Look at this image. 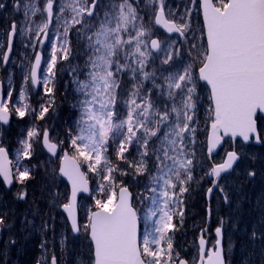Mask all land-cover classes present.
<instances>
[{
	"label": "snow or ice",
	"instance_id": "snow-or-ice-1",
	"mask_svg": "<svg viewBox=\"0 0 264 264\" xmlns=\"http://www.w3.org/2000/svg\"><path fill=\"white\" fill-rule=\"evenodd\" d=\"M157 2L159 8L155 12L154 25L164 27L168 33L175 32L184 37L189 24L168 19L164 0ZM200 6L203 9V29L207 44L206 47L191 44L187 51V63L183 62L182 49H173L171 46L166 49L163 47L164 42L159 39H151L149 47L145 37L152 33L153 26L146 27L143 23L137 25V21H142L143 17L139 16L130 0H119V3L113 0L110 6H106L109 10L104 12L102 18L98 17L96 11L101 7L99 0H91L90 3L89 0H70L60 8L61 13L69 8L72 16L70 21H64L65 39L61 41L60 47L57 48L55 42L52 44L48 76L43 80L45 93L49 96L53 93V88L48 85L55 77L54 69L58 59L67 60L71 52L66 39L70 29L81 25L85 14L89 19H99L98 24H85L83 29L78 30L80 38L87 40L86 47L91 53L86 61L89 72L85 80L77 81V91L83 94L84 99L79 101L81 112L76 121V132L73 134L70 129L68 133L74 154L69 155L65 151L59 166L60 174L67 177L71 184V195L62 207L68 214L73 233L81 231L76 216L77 193L89 192L87 174L81 170V165L86 164L89 172L102 177L99 191L107 199H95L96 210L89 209L87 223L83 225L94 246L93 264H188V261L179 258L178 253L173 258L170 233L176 227L173 223L174 216L178 213L183 219L182 197L188 192V184L194 178L195 153L188 150L187 139L191 133L192 142L195 143L196 129L191 122L196 110L194 96L198 81H205L210 86L213 105L210 110L211 132L207 139L209 157L221 144L224 136L230 135L233 139L239 136L244 142L250 141L253 136L257 142L261 140L257 131L256 114L258 111L264 113V0H217V3L202 0ZM2 8L4 5L0 4V9ZM29 10L33 15L41 11L34 3L26 4V19ZM43 11L47 13V20L38 26L37 35H47L48 25L53 17V0H46ZM186 11L191 12V9ZM59 19L58 16V22ZM113 23L115 26H112ZM129 26L135 31L134 36L128 34ZM93 28L95 31H92ZM16 29L17 25L13 23L12 30L8 33L9 48ZM86 32L90 34L85 36ZM123 34H128L127 39ZM154 52H163L161 65L168 66L162 69L163 83H156V70H145ZM7 59L8 55L5 53L4 60ZM40 62L41 56L37 53L30 75L24 77L25 81L30 79L33 85L38 83L37 69ZM175 64L183 66L174 71L169 70ZM163 72H167V75H163ZM120 73H130L133 80L127 99L124 100L126 115L123 117L117 111L118 90L121 88L117 75ZM145 80H151L153 87L142 95ZM154 90L173 101L180 95V106L173 103L168 108L165 104L161 111L152 99ZM8 96H12L11 91ZM25 98V92L21 89L20 100ZM51 106V100L41 105L37 119H44ZM28 109V104L14 107L20 118L28 114ZM9 112L8 102L0 100V121L7 123ZM173 113L175 123L171 119ZM38 135L35 128L28 130L27 138L20 141L17 161L32 156L31 141ZM154 138L155 146L150 152L149 146ZM116 141H119L115 152L118 163L113 164L107 153L110 142ZM133 144L142 149L138 152L139 160L127 159L126 153ZM43 145L48 152L57 155L59 144L50 139L47 129L43 131ZM150 155L155 157L157 171L150 177L153 186L149 191L152 195L143 196L142 202L150 199L152 207L146 215L148 218H158L155 219L151 232H145L141 245L137 235L138 210L132 205V194L128 186L118 182L115 174H129L127 170L121 171L120 161L133 169L135 175L146 174L149 170L146 158ZM239 159L240 152L233 148L227 151L221 163H213L205 175L219 178L222 173L231 170ZM248 175L254 176L255 173L249 171ZM0 178L5 185H11L14 180L23 185L32 178V173L19 163L16 164L14 173L7 150L0 146ZM213 186H217L216 179L213 180ZM214 187L207 189L208 194L213 193ZM223 191L221 188V192ZM25 195L24 191L17 194L19 199H24ZM224 200L228 202L227 194ZM223 225L224 220L221 219L220 226L215 229L217 239L212 249H206V241L201 235L199 264H225L222 250ZM4 226H7L6 214H0V227ZM261 226L264 227V221ZM250 238H258L255 228ZM260 238H264V232L260 233ZM60 243L63 247L64 240L61 239ZM164 243L166 248L163 247ZM37 264H41V261H37ZM51 264H57L55 256L52 257Z\"/></svg>",
	"mask_w": 264,
	"mask_h": 264
},
{
	"label": "rangeland",
	"instance_id": "rangeland-1",
	"mask_svg": "<svg viewBox=\"0 0 264 264\" xmlns=\"http://www.w3.org/2000/svg\"><path fill=\"white\" fill-rule=\"evenodd\" d=\"M138 0H130L132 4H136ZM54 2V21L51 27L48 28V35L46 36V40L43 43H40L42 33L37 35L39 32V25L43 23L47 18V13L43 11L44 6L46 4V0H0V4L4 5V8L0 9V14L4 16H8L17 22V29L15 35V43L13 47V51L11 53V57L8 60V63L3 68L1 66V60L3 57V51L5 48L6 42V34L9 31V25L6 24L5 27L0 30V81L5 84L6 91L3 96V100L7 101L10 105V111L13 113V116L20 118L16 115L14 111L15 106H19L22 104H26V101L20 100V92L21 89L24 90L25 94H29L30 91H34L31 87L30 80L25 81V75H29V69L31 65V60L36 50H40L43 54V64L40 70L39 75V95H35L32 98V102L29 106V113H34L36 115V109H38V100L39 96H43V92L45 90V85L43 84V80L47 73L48 61L51 59V49L52 44L55 42L57 48L60 47L61 41L65 39L63 37V25L65 20H71V10L66 8L63 13L60 12L61 6L66 3H69L70 0H53ZM91 0H89V3ZM113 0H99L101 7L97 8L98 17H103L105 11L109 10ZM116 3H119V0H115ZM142 3L148 4V6L154 7V10L151 15V19L153 20L154 14L159 8V3L157 0H141ZM195 2L196 6H193ZM34 3L37 8L41 9V11L37 12L35 15L29 10L25 12V5ZM165 6V14L166 17L170 20L175 21L176 23H188L189 30L186 32L184 37L181 36H166L159 32L152 23L153 31L149 36L145 37L146 41H150L152 37H157L163 43L164 48H168L171 46L173 49L179 48L184 52L183 62L187 63V51L191 44L195 43L198 46L201 45V34L199 31V27L197 25L196 14L198 12V4L197 0H164ZM186 9H191V12L186 11ZM197 11V12H196ZM139 14V13H138ZM199 15V13H198ZM59 16V22L57 17ZM98 17H93L89 19L86 14L84 16L83 23L81 25H76L74 28L70 29L66 39L69 41L70 48L72 47V52H70L69 58L67 60H59L58 59V69H59V79H67L69 80V86L75 89L76 94H78L79 98L76 102V115L74 119V127L72 129V133L76 132V121L80 116V105L79 101L84 99V96L81 92L77 91V81H83L86 79L87 74L89 72V68L86 65V61L88 59V55H90V51L86 47L87 40L81 39L78 34V30L83 29L85 24H98ZM53 19V17H52ZM200 20V19H199ZM140 24V21H137V25ZM112 26H115L114 23ZM147 27V26H146ZM95 31V28L92 29ZM58 34H60L58 36ZM90 33H85L87 36ZM131 35H135V31L129 26V33ZM128 34H123L124 38L127 39ZM74 39V42H73ZM175 41V43H173ZM26 44V48L24 45ZM74 47V48H73ZM205 47V46H204ZM74 49L76 50V54H74ZM72 54V56H71ZM164 58V53H153V57L150 59V62L146 67L149 68V72L156 70V83H163L161 78L162 69L167 68L166 65H161V60ZM180 59V58H178ZM121 62H123V58L121 57ZM78 66V69L76 67ZM182 64H175L172 69L176 70V68H182ZM198 69V67H197ZM77 72V75H76ZM163 75H167V72H163ZM139 79L140 77L137 76ZM117 79L121 81V88L119 91V101L117 106V111L120 116L123 117L126 115V108L124 105V100L127 99L128 91L131 88L133 80L131 79L130 73H125V76H122L121 73L117 75ZM53 82V79H52ZM52 82L48 85L49 87L52 85ZM145 87L142 90V95L148 92V89L152 88V81L145 80ZM9 91L12 92V96L9 97ZM152 99L161 111L164 110V105L167 104L168 108L173 106L175 103L178 107L181 104V96L177 95L175 100H169L166 96L160 95L158 90H154L152 93ZM194 100L196 102V110L193 113V121L191 122L192 127L196 129L195 131V141H197L199 134L201 133L198 130L197 124L198 122L203 123L205 126L211 121L210 117V100L207 89L204 85L197 83V93L194 96ZM44 101L43 97L40 98V102ZM25 116V121L28 120V115ZM154 119H158V117H154ZM172 122L175 123V114H171ZM163 133L161 132L160 135ZM261 138L264 140V131L261 132ZM50 139L54 141V139L50 136ZM69 136L67 141L69 144L70 155L74 154V149L70 146ZM18 140L16 146H13L10 150V161H12V170L16 171V164L22 163V159L17 161L18 152L21 149L20 141ZM61 145L60 142L54 141ZM192 142V134H189L187 139V143ZM119 141L116 143L109 144L108 150V158L114 160L116 163V148ZM188 145V144H187ZM155 146V138L153 143L149 146V151L151 152L152 148ZM240 143L230 140L225 141L223 149L220 153L215 156L213 159L214 162H220L222 155L226 150H233L235 148L240 152V162L235 167V169L225 177L220 184L215 187L214 196L217 193L219 196L221 194H227L229 200L227 202L228 209L225 210V215L220 213V210L223 208H219V214L217 219V226L220 224V220H224L223 232H224V253L226 257L230 261L231 264H264V238H260V233L264 232V227L261 226L262 221H264V148L257 149L255 146H243ZM61 149V148H59ZM142 151L139 149L137 145L133 144L129 148V152L126 153L128 160H139L140 157L138 152ZM36 159L40 163L37 174H34L32 179L34 182L32 183H24L21 185L20 183L14 185V187L5 193L0 188V214L2 213L1 207L7 206V208H14L11 210L13 212L16 207L28 208L32 207L31 204L36 203L38 200L41 201L39 205V209L43 212L51 213V216L47 218V222L52 226H56L61 223L59 215L56 214V211H59V207L66 203L67 199V189L60 179L57 172L58 165V156L54 158L48 157L44 152L36 153ZM148 160V172L144 175L137 176L134 173L133 169H129L128 165L123 161L119 162V167L121 171L127 170L128 175L121 176L119 172L115 175L118 177V182H122L127 185L129 189L138 186V190H136V196L134 198L135 203L140 207V216L142 222L141 231H140V243H143V236L145 232H151L154 221L158 217H147V212L150 207H152L151 200H143V196H151L152 193L149 189L153 186L150 182V177L156 174V166H155V157L150 155L146 158ZM84 168H87L86 164H82ZM151 166V167H150ZM88 169V168H87ZM252 171L255 173L254 176H249L248 172ZM93 181L95 182V186H99L102 182L99 177H94ZM251 183V188L253 189V196H247L246 194L249 192L248 184ZM1 185V184H0ZM217 188V189H216ZM221 188L224 189L221 192ZM21 191L26 193L25 198L22 201L18 198L17 194ZM99 191V189H98ZM101 194V192L99 191ZM93 196V195H92ZM96 198V196H93ZM2 199L4 202L2 203ZM221 199V198H220ZM19 202L23 203L20 205ZM91 201L90 199H81L79 201V208L82 207L84 212L87 211V216H84L83 219H79L82 221L81 223L86 224L85 218L88 217L89 209L94 210L95 208H90ZM133 207L134 202L132 201ZM136 208V207H135ZM80 211V209H79ZM229 214V215H228ZM22 218V216L20 217ZM38 221V217L35 213L30 215L29 223L36 224ZM216 226V227H217ZM62 233L61 238L58 237V233L53 230V228L49 227L51 233L53 230L54 235L59 238V242L61 239L64 240V243H67L70 246L69 251H65L60 255L57 260V264H65L70 258L78 260L80 262H84L85 264H92V250L91 246L86 237L83 235L77 236L75 238L71 237V234L66 233L65 224L61 223ZM256 229L258 238L253 240L250 238L253 229ZM87 235V233L85 232ZM11 236L9 227L7 228L5 239H9ZM10 241V240H9ZM214 237L209 241L208 248L213 246ZM7 243L4 246V249H7ZM60 247L61 243H60ZM11 251L8 250L7 253ZM8 261V264H17L15 259L7 256L3 257L1 261L5 263Z\"/></svg>",
	"mask_w": 264,
	"mask_h": 264
},
{
	"label": "trees",
	"instance_id": "trees-1",
	"mask_svg": "<svg viewBox=\"0 0 264 264\" xmlns=\"http://www.w3.org/2000/svg\"><path fill=\"white\" fill-rule=\"evenodd\" d=\"M135 1V0H134ZM214 3H217V0H213ZM137 12L139 13L140 17H143V20L140 23H143L145 26L152 25L151 15L154 10V7L148 6L145 2L142 3L141 0H138L136 4H133ZM195 7V2L193 3ZM197 12V11H196ZM197 25L199 27V31L201 34V45L204 46V40L202 35V28L199 20L198 12L196 14ZM74 42V39H73ZM74 48V47H73ZM72 52V47H71ZM76 54V50L74 49V54ZM72 56V54H71ZM58 62L54 69L55 77L52 78L53 82L50 87L53 88V93L49 96L45 93L43 96H39L38 100V109H36V115L34 113H29L28 110V120H24L23 118H17L12 116V122L7 127L0 128V145L6 147L8 153L10 154V150L13 146H16V143L20 139L27 138V132L31 128H35L39 133L38 137H34L32 139V156L30 158L22 159L23 167L29 168L30 172L32 173V177L34 174H37L40 163L36 159V153L38 152L43 153L40 147V137L43 130L47 129L50 132V136L54 139V141H63L61 143L60 148L66 149L69 153L71 152L69 149L68 144V137H69V130L73 129L74 127V119L76 115V102L79 98L78 94H76L75 89L70 87L69 80L67 79H59V69ZM78 69V66L76 67ZM146 71L149 70L148 67L145 69ZM77 75V72H76ZM122 76H125V73H121ZM6 90V88H5ZM35 95H39V90L37 91H30L29 94H25V101L26 104L30 106L32 102V98ZM44 99V101L40 102V98ZM49 100L52 101V106L49 108V112L46 113L44 119H37L39 114V110L41 105L46 104ZM257 124H258V131L261 136V132L264 131V121L262 118L257 117ZM198 130L201 132L198 136L197 141L195 143L188 142V150L190 152L195 153V165L193 167V180L188 184V192L184 194L182 197L183 203V219L181 220L179 214L177 213L174 216L173 223L175 224V229L170 233V238L173 243V258L175 259L176 254H179V258L183 257L186 258L189 264H194L197 257V246L196 240L199 235V231L206 226L207 229L203 234V237L206 239V242L209 243L210 240L213 239V229L217 226V219L214 217L213 212L210 215V219L208 223H206V215H205V207L206 203L204 200L205 188L207 186V181L205 179L206 170L209 167L208 161L205 157V149H204V139L206 135L207 125L205 126L203 123L198 122L197 124ZM227 141V140H226ZM257 149L264 148V140L262 139V144L259 147H255ZM109 153V150H108ZM113 164H116L114 160H112ZM82 170L87 174V178L89 184L91 186V196L89 197L91 204L90 208H95V199H107V196L104 193H99L98 189L99 186H95V182L93 181L94 177H99L100 180L102 179L101 176H97L94 173L88 171L87 168H84L82 165ZM151 167V166H150ZM23 170V168H21ZM15 173V171H14ZM118 180V177H117ZM34 182V179H30L25 183L29 184ZM18 181L14 180V185L18 184ZM14 187V186H13ZM1 190L5 193L3 187L0 185ZM132 193V198L134 202V206L138 210V218L140 226L142 222L140 216V207L135 203L134 198L136 196V190H138V186L136 189L131 187L129 189ZM178 191V189H176ZM96 198H93V196ZM88 199V198H85ZM4 199H2V203ZM41 201H37L36 203L31 204L32 207H28L27 209L16 207L13 212H11L14 208H7V206H2L1 210L3 214H6L7 226L1 227L2 233L0 236V264H8V259L5 263L1 261L3 257L9 256L15 259L17 264H37V261H41V264H49V260L52 256L58 258L62 253L65 251L70 250V246L67 243H64L63 247H60L59 238H61L62 227L61 223L65 224L66 226V233L70 234L66 221L60 211H56V214L59 215L61 220L60 224L52 227L48 222L47 218L51 216V213L43 212L39 209ZM20 205L23 203L19 202ZM134 207V208H135ZM222 210L225 211L226 206L221 207ZM79 217L80 219L84 220L83 217L87 216L84 212L83 208H79ZM212 209V206H211ZM213 211V209L211 210ZM33 213L36 214L38 217V221L36 224L29 223V217ZM229 215V214H228ZM22 216V218H20ZM87 221V218H85ZM79 225L81 226L80 235L86 237L85 231L83 229L84 223L79 221ZM47 225V227H45ZM10 229L11 236L9 239H5L7 228ZM49 227L53 228L54 231L58 233V237L54 235L53 230L52 233ZM79 235V236H80ZM72 238H75L71 236ZM10 240V241H9ZM15 241V243H11V241ZM7 243V249H4V246ZM207 243V246L209 244ZM43 245V247L41 246ZM142 245V244H141ZM163 247H167L166 243L163 244ZM11 251L7 253L8 250ZM225 261L226 264H231L225 254ZM65 264H85L84 262H80L75 259H69Z\"/></svg>",
	"mask_w": 264,
	"mask_h": 264
},
{
	"label": "water",
	"instance_id": "water-1",
	"mask_svg": "<svg viewBox=\"0 0 264 264\" xmlns=\"http://www.w3.org/2000/svg\"><path fill=\"white\" fill-rule=\"evenodd\" d=\"M197 3H198V10H199L200 21H201V25H202V31H203V37H204V43H205V47H206V44H207V38H206V33L204 32V29H203V9H202V7L200 6L201 3H202V0H197ZM154 17H155V15H154ZM153 22H154V19H153ZM155 27H157L159 30H161L163 33H165V34H167V35H173V34H178V35H179V33H175V32H173V33H168L167 30H166L164 27H162V26H157V25H155ZM11 30H12V29H11ZM11 30H10V31H11ZM10 31H9V32H10ZM13 35H14V33H13ZM45 36H46V35L43 33L41 41H44ZM152 39H153V38H152ZM155 39H156V38H155ZM12 41H13V37H12ZM11 47H12V43H11ZM11 47L9 48V43H8V38H7V44H6L5 53H7L8 58H9L10 53H11ZM149 47H150V42H149ZM5 53H4V54H5ZM37 53H39L40 56H41L40 66H39L38 69H37V75H38V78H39V71H40V68H41V65H42V55H41V53H40L39 51H37L36 54H37ZM154 53H155V52H154ZM35 57H36V55H35ZM35 57H34V59H33V61H32V64L35 63ZM7 60H8V59H7ZM6 62H7V61H5V60L3 59V64L6 63ZM32 64H31V66H32ZM30 70H31V68H30ZM197 73H198V69H197ZM29 75H30V72H29ZM30 81H31V80H30ZM199 83L204 84V85L206 86V88H207V90H208V93H209L210 104H211V107H213V105H212V101H211V98H210V86L207 85V83H206L205 81H199ZM31 84H32V83H31ZM32 86H33L34 89H36L37 86H38V83L35 84V85L32 84ZM0 100H2V84H1V82H0ZM258 115H259L262 119H264V113H261V112L258 111L257 114H256V117H257ZM10 121H11V116H10V114H9V120H8V122H7V123H4L3 121H0V125H1V126H7V125L10 123ZM211 123H212V120L208 123V126H207V131H206V136H205V148H204V149H205V157H206V159H207V160L209 161V163H210V167H209L208 171L210 170V168L212 167V165H213V163H214V162L212 161V157L215 156L216 154H218L219 151L222 149V147H223V145H224V139H230L231 141H236V140H237V141H239L242 145H248V144L251 143V141H252V143L255 144V145H259V144H260V142H257V141H256L255 136H253L252 139H250V141H248V142H244L243 139H242V137H239V136H237L235 139H233L230 135H229V136H224L223 139H222L221 144L217 146V148H216V149L213 151V153L211 154V157H209V153H208V151H207V139H208V135H209V133L211 132ZM257 131H258V129H257ZM40 144H41V148H42V150L44 151L45 154H47L49 157H54V156H55V155H53L52 153L48 152V150L44 147V145H43V133H42V135H41ZM57 150H58V149H57ZM65 151H66V150H63V151H62V153H61V157L64 155V152H65ZM229 151H231V150H229ZM226 153H227V152H225L223 159L225 158ZM61 157H60V158H61ZM8 159H9V156H8ZM222 161H223V160H222ZM222 161H221V162H222ZM221 162H219V163H221ZM237 162H238V161H236V162L234 163L233 168H234V166L236 165ZM59 166H60V159H59V161H58L57 175H58L60 178H62V179L64 180V182L66 183V185H67V188H68L67 202H68V199H69V197H70V195H71V184H70V182L68 181L67 177H65V176H63V175L60 174V172H59ZM233 168H232V169H233ZM232 169L229 170L228 172L222 173L221 176H222L223 174H226V173L231 172ZM208 171H207V172H208ZM206 178H207L209 181H211V184H210L209 187H214V186H213V180L216 179L217 182H218L219 179H220L221 177H219V178H214V177H212V176H210V175H207ZM0 181H1V183L3 184V186H4L5 189H9V188H11V186L13 185V183H12L11 185H5V184L3 183L2 178H0ZM209 187H208V188H209ZM208 188H207V189H208ZM90 192H91V191H90V186H89V192L85 193V192H83V191H80V192L77 193V208H76L77 221H78V201H79V198H80L81 196H83V197H89V196H90ZM117 192H118V189H117ZM210 196H211V194H208V192H207V190H206V193H205V200H206V203H207V205H206V219H207V220H206V223H208V221H209V216H210V213H209V210H210V206H209ZM60 210H61V212L63 213V215H64V217H65V219H66V221H67V223H68V226H69V228H70V230H71V232H72V229H71V222H70V220H69V218H68V214H67V212L63 209L62 206L60 207ZM93 211H95V210H93ZM202 230H205V231H206V226H205ZM202 230H200V232H199V237H198L197 242H196V243H197V253H198V258H197L196 264H199V261H200V255H199V239H200L201 235H203V233L205 232V231H202ZM72 234H73L74 236L78 235V233H73V232H72ZM137 235H138V240H139V225H138V222H137ZM214 235H215V241H216L217 237H216L215 231H214ZM87 237H88V240H89V242L91 243V246H92V260L94 261V246L92 245V242H91L90 237H89L88 234H87ZM222 240H223V237H222ZM215 241H214V245H215ZM205 247H206V244H205ZM222 250H223V244H222ZM223 256H224V254H223ZM182 259H183V258H182ZM184 260H185V259H184ZM51 261H52V258H51ZM51 261H50V264H51Z\"/></svg>",
	"mask_w": 264,
	"mask_h": 264
},
{
	"label": "flooded vegetation",
	"instance_id": "flooded-vegetation-1",
	"mask_svg": "<svg viewBox=\"0 0 264 264\" xmlns=\"http://www.w3.org/2000/svg\"><path fill=\"white\" fill-rule=\"evenodd\" d=\"M7 19H9L8 18V16H4L3 14H0V29H3L4 27H5V25L7 24ZM46 20H47V18H46ZM14 20L13 19H11L10 18V22L8 23V25H9V27H10V24H11V22H13ZM54 21V11H53V19H52V22ZM235 169V168H234ZM230 174V173H229ZM229 174H225V175H222V177L220 178V180L218 181V183L219 182H221L225 177H227ZM205 179H206V177H205ZM207 181V180H206ZM207 186H206V188H205V190L208 188V186L210 185V182L209 181H207ZM218 183H217V185H218ZM216 187V186H215ZM215 187H214V191H213V193H212V195H211V198H210V215L212 214V212H213V215H214V217L216 218V217H218V214H219V208H221V207H223V206H226V209H228L229 208V205L227 206V203L225 202V200H224V194H221L220 196L216 193L215 194V196H214V192L216 191L215 190ZM248 190H249V192L246 194L247 196H253V189L251 188V183H249L248 184ZM217 189V188H216ZM217 192V191H216ZM221 198V199H220ZM211 206H212V209H213V211H211L212 209H211ZM220 213H222L223 215H225L226 213H225V211H223V210H220Z\"/></svg>",
	"mask_w": 264,
	"mask_h": 264
},
{
	"label": "bare ground",
	"instance_id": "bare-ground-1",
	"mask_svg": "<svg viewBox=\"0 0 264 264\" xmlns=\"http://www.w3.org/2000/svg\"><path fill=\"white\" fill-rule=\"evenodd\" d=\"M219 184H220V182H219Z\"/></svg>",
	"mask_w": 264,
	"mask_h": 264
}]
</instances>
